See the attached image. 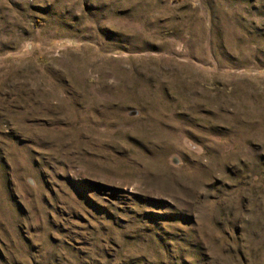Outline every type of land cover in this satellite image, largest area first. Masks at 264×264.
Segmentation results:
<instances>
[{"label": "rangeland", "instance_id": "1", "mask_svg": "<svg viewBox=\"0 0 264 264\" xmlns=\"http://www.w3.org/2000/svg\"><path fill=\"white\" fill-rule=\"evenodd\" d=\"M0 264H264V0H0Z\"/></svg>", "mask_w": 264, "mask_h": 264}]
</instances>
